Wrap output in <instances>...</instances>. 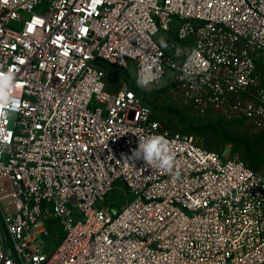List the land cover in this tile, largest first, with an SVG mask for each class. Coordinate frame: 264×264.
I'll return each instance as SVG.
<instances>
[{
    "label": "built area",
    "instance_id": "2783aa9c",
    "mask_svg": "<svg viewBox=\"0 0 264 264\" xmlns=\"http://www.w3.org/2000/svg\"><path fill=\"white\" fill-rule=\"evenodd\" d=\"M263 57L264 0H0V264H264V171L109 75L264 129ZM148 135L170 171L127 159Z\"/></svg>",
    "mask_w": 264,
    "mask_h": 264
},
{
    "label": "rangeland",
    "instance_id": "374dc122",
    "mask_svg": "<svg viewBox=\"0 0 264 264\" xmlns=\"http://www.w3.org/2000/svg\"><path fill=\"white\" fill-rule=\"evenodd\" d=\"M133 73L131 64L109 67L115 85L125 82L134 87L162 127L193 133L205 147L237 156L252 168L264 171V129L227 112L197 109L189 99L174 92L169 83L170 74L157 84L146 85L145 90L137 86ZM54 242L58 243L59 239L56 237Z\"/></svg>",
    "mask_w": 264,
    "mask_h": 264
},
{
    "label": "clouds",
    "instance_id": "9594fccd",
    "mask_svg": "<svg viewBox=\"0 0 264 264\" xmlns=\"http://www.w3.org/2000/svg\"><path fill=\"white\" fill-rule=\"evenodd\" d=\"M13 73L0 74V97H7L16 87ZM149 78L138 79L137 86L147 90ZM132 156L127 159H143L145 164L170 171L173 167L174 154L169 141L162 135H148L139 137L138 147L131 150Z\"/></svg>",
    "mask_w": 264,
    "mask_h": 264
},
{
    "label": "crops",
    "instance_id": "0c3cea01",
    "mask_svg": "<svg viewBox=\"0 0 264 264\" xmlns=\"http://www.w3.org/2000/svg\"><path fill=\"white\" fill-rule=\"evenodd\" d=\"M258 72L260 73L261 86L264 88V57L258 59Z\"/></svg>",
    "mask_w": 264,
    "mask_h": 264
}]
</instances>
